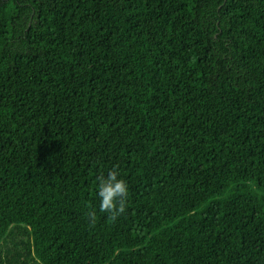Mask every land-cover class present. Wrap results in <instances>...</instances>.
I'll list each match as a JSON object with an SVG mask.
<instances>
[{"label": "trees", "instance_id": "obj_1", "mask_svg": "<svg viewBox=\"0 0 264 264\" xmlns=\"http://www.w3.org/2000/svg\"><path fill=\"white\" fill-rule=\"evenodd\" d=\"M0 264H264V0H0Z\"/></svg>", "mask_w": 264, "mask_h": 264}, {"label": "clouds", "instance_id": "obj_2", "mask_svg": "<svg viewBox=\"0 0 264 264\" xmlns=\"http://www.w3.org/2000/svg\"><path fill=\"white\" fill-rule=\"evenodd\" d=\"M96 196L99 199V211L116 220L127 211L129 185L117 169H112L106 176L98 177ZM90 215L94 219V214Z\"/></svg>", "mask_w": 264, "mask_h": 264}, {"label": "water", "instance_id": "obj_3", "mask_svg": "<svg viewBox=\"0 0 264 264\" xmlns=\"http://www.w3.org/2000/svg\"><path fill=\"white\" fill-rule=\"evenodd\" d=\"M5 1H7V0H5Z\"/></svg>", "mask_w": 264, "mask_h": 264}]
</instances>
